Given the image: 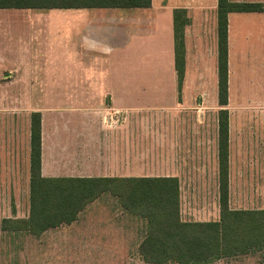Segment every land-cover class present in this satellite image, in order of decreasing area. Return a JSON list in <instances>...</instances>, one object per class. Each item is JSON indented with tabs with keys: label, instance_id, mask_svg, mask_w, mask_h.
<instances>
[{
	"label": "crops",
	"instance_id": "crops-1",
	"mask_svg": "<svg viewBox=\"0 0 264 264\" xmlns=\"http://www.w3.org/2000/svg\"><path fill=\"white\" fill-rule=\"evenodd\" d=\"M229 2L264 5V0ZM216 8L217 0H151L148 8L2 9L15 10L9 18L27 23L28 28L38 18L48 21L63 11H74L85 25L81 35L69 42L76 47V54L72 49L74 55L65 61L43 57L38 59L42 65L36 67L34 58L38 57L31 48L35 42L26 39L17 41L25 46V52L17 49L10 57L0 54V235L19 234L2 231L1 222L21 218V177L27 200L23 217L29 213L32 113L41 116L42 177L176 178L182 222L219 220L220 115L207 120L194 115L196 110L202 113L208 108L209 53L215 61L211 71L215 70L217 78ZM175 11L183 12L182 18L187 20L181 80L175 69ZM227 22L228 62L239 50L237 38L243 24L253 26V47L259 46L253 51L256 54L258 50L264 58V12L230 13ZM45 92L69 94L68 100L61 104L55 97L34 103L33 94ZM213 97L220 108L218 114L227 111V104L218 103V80ZM21 103L27 111L22 137ZM165 112L171 115L164 116ZM232 134L227 116V206L230 210H264L233 205ZM205 154L207 171L203 166L181 164V157ZM246 202L240 198L238 204ZM125 213L128 222L139 224L143 239L145 221Z\"/></svg>",
	"mask_w": 264,
	"mask_h": 264
},
{
	"label": "rangeland",
	"instance_id": "rangeland-1",
	"mask_svg": "<svg viewBox=\"0 0 264 264\" xmlns=\"http://www.w3.org/2000/svg\"><path fill=\"white\" fill-rule=\"evenodd\" d=\"M13 12L15 10H0V54L3 52L10 57L17 49H21V53L25 52L23 44L17 45L18 40L21 43L25 39L35 42L31 48L32 53L38 57L34 58L36 67L42 65L39 58L42 60L43 57H49L65 61L70 59L71 54L74 55L72 49H75L76 54V47L69 42L81 35L85 22L83 18L77 19L73 15L74 11H63L65 13L59 16H52L54 13H50V20L38 18L30 28L27 23H18L9 18ZM252 27L250 24L239 26V50L237 54H232L228 62V103L225 107L233 129L231 169L234 183L231 198L235 207L246 208L264 207V58L259 57L258 50L256 54L253 51L256 38L252 37ZM258 47L257 45L256 48ZM254 55L256 58L253 60ZM234 56L237 58H233ZM210 57L211 53L207 54L208 108L202 113L198 110L194 113L195 117L206 120L207 117L216 118L220 115V108L215 106L217 98L213 97L216 95L217 78L215 70L211 71V68L215 61ZM36 75H39V70ZM61 78L66 80V77ZM68 95L35 93L33 101L36 104L41 101L43 103L44 98L56 97L58 103L63 104L68 100ZM50 102H54V99ZM24 112L27 111L23 110L21 103V137L22 127L27 119ZM170 115L169 112L164 114ZM180 160L182 165L203 166L207 171V154L198 158L181 157ZM256 196L258 204L255 202ZM240 198L247 199L248 202L240 205ZM25 205L27 200L21 177V218L28 216L26 214L23 217ZM127 217L119 199L104 194L88 205L70 225H61L39 237L23 233L14 236L0 235V264H146L142 261L137 247L142 240L139 237V224H135L134 220L128 222ZM209 264H264V248L247 255L214 260Z\"/></svg>",
	"mask_w": 264,
	"mask_h": 264
},
{
	"label": "trees",
	"instance_id": "trees-1",
	"mask_svg": "<svg viewBox=\"0 0 264 264\" xmlns=\"http://www.w3.org/2000/svg\"><path fill=\"white\" fill-rule=\"evenodd\" d=\"M151 0H0V10H51L75 8H148ZM264 12L257 3L217 0L218 103L227 104V16ZM174 13L175 69L184 70L183 31L187 20ZM218 164L220 218L216 222H182L176 178H44L41 176V116L31 114L29 213L26 218L4 219L1 230L35 237L70 225L88 205L108 194L118 198L131 216L146 223L138 246L146 264H209L222 258L247 255L264 248V210H230L227 206V113L219 116Z\"/></svg>",
	"mask_w": 264,
	"mask_h": 264
}]
</instances>
